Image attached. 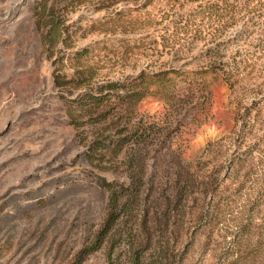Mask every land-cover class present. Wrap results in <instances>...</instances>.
<instances>
[{
  "label": "rangeland",
  "instance_id": "rangeland-1",
  "mask_svg": "<svg viewBox=\"0 0 264 264\" xmlns=\"http://www.w3.org/2000/svg\"><path fill=\"white\" fill-rule=\"evenodd\" d=\"M211 55L236 82L213 86L186 157L214 188L172 210V259L142 248V264H264V0H0V264H133L127 234L80 261L106 214L102 179L127 180L87 159L83 93Z\"/></svg>",
  "mask_w": 264,
  "mask_h": 264
},
{
  "label": "trees",
  "instance_id": "trees-1",
  "mask_svg": "<svg viewBox=\"0 0 264 264\" xmlns=\"http://www.w3.org/2000/svg\"><path fill=\"white\" fill-rule=\"evenodd\" d=\"M205 61L193 68H144L123 81L83 93L87 159L123 167L127 180L102 179L109 192L106 214L80 261L106 240L115 242L124 234L129 237L128 249L134 251L133 264H142V248L161 261L172 259V210L195 195L205 201L214 188L215 178L205 170V161L186 157L189 135L211 119L213 86L236 82L235 66H228L218 55ZM147 98L161 102L162 110L142 111L141 103ZM72 123L81 127L76 119ZM124 217L132 222L126 230H122ZM108 259L116 264L119 257L109 252Z\"/></svg>",
  "mask_w": 264,
  "mask_h": 264
}]
</instances>
